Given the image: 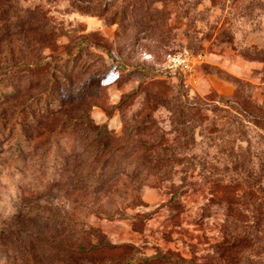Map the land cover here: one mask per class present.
I'll list each match as a JSON object with an SVG mask.
<instances>
[{
  "label": "rangeland",
  "instance_id": "374dc122",
  "mask_svg": "<svg viewBox=\"0 0 264 264\" xmlns=\"http://www.w3.org/2000/svg\"><path fill=\"white\" fill-rule=\"evenodd\" d=\"M36 61L0 82V156L28 143L9 180L0 160V264H205L229 205L252 219L255 174L232 175L216 147L250 142L264 162V0H0V76ZM105 128L120 170L83 188L97 164L75 153ZM53 155L65 174L35 179Z\"/></svg>",
  "mask_w": 264,
  "mask_h": 264
},
{
  "label": "trees",
  "instance_id": "16d2710c",
  "mask_svg": "<svg viewBox=\"0 0 264 264\" xmlns=\"http://www.w3.org/2000/svg\"><path fill=\"white\" fill-rule=\"evenodd\" d=\"M77 50H74L70 55V60L74 59ZM64 59L52 60V73H56L55 66L60 64ZM46 65L45 61L28 62L21 66L5 67L6 70L0 78H4L2 83H9L16 80L21 75L22 70L31 72L32 69H41ZM66 68V67H64ZM60 80L68 82L65 74H61ZM54 82H52V86ZM10 86V85H9ZM11 87V86H10ZM11 96V95H6ZM6 100L5 97L2 99ZM187 105V102L185 103ZM46 106V105H45ZM189 106V105H188ZM191 106L192 103H191ZM35 117V116H34ZM129 128V127H128ZM138 130V126L130 127V135ZM3 136H1L2 138ZM115 137V136H114ZM108 128L103 131L99 130L96 133L94 144L91 143L87 147H82L79 152L75 153L77 157H81L87 160L89 163H96V171L87 177L85 183L82 185L84 188L90 187H102L106 182V177H110L113 173L120 170V162L124 157L125 145L118 143V139H115ZM4 139V138H2ZM28 144L25 140L20 137L11 140L6 145L7 147L3 151V155L0 156V160L5 164L8 169L5 180L10 179L11 169H15L14 165L23 164V161L19 158V153L22 147ZM23 145V146H22ZM55 146V145H54ZM92 146V147H91ZM146 151H150L155 148V145L146 143ZM219 153H222V162L227 170L232 174H249V170L255 174L256 184L258 189L251 191L252 195V209L249 212L251 220L245 225H238L235 221L229 217L232 216L233 208L229 205V209H226L224 227L221 235L220 242L213 249L214 256L209 258L208 263L205 264H264V190H262V181L264 179V162L258 161L255 164L254 153L252 151L251 143L248 142L245 146L241 144H233L229 146V151H223L219 146L216 147ZM51 150H53L51 148ZM60 150V148H59ZM227 153V154H226ZM8 156H5L7 155ZM66 154V153H64ZM226 154V155H225ZM13 158L10 160V157ZM48 156L38 161V168L34 173V178L39 179L44 174L46 169H50L49 179L56 176V174L64 175L68 165V160L63 156L59 158L55 155L51 156V159L47 160ZM102 158H104L102 160ZM9 159V161H8ZM151 156L146 161H132L134 164L140 165L144 170H149L151 163ZM260 160V158H258ZM47 162V163H46ZM51 162V163H49ZM46 164L49 167H46ZM216 165V164H215ZM1 167V166H0ZM11 168V169H10ZM10 169V170H9ZM1 171V170H0ZM235 176V175H234ZM59 178V177H58ZM57 178V179H58ZM235 194V193H234ZM243 195V194H242ZM235 196L239 197L240 195ZM248 210V209H247ZM122 264H203L196 263L193 261H186L185 259L171 258L164 253H156L151 256H147L141 259H128Z\"/></svg>",
  "mask_w": 264,
  "mask_h": 264
}]
</instances>
